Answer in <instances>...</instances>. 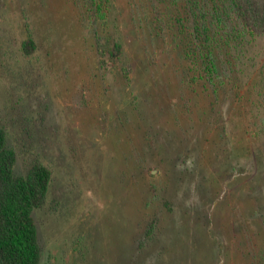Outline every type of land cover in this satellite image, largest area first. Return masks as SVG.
<instances>
[{
	"label": "rangeland",
	"instance_id": "1",
	"mask_svg": "<svg viewBox=\"0 0 264 264\" xmlns=\"http://www.w3.org/2000/svg\"><path fill=\"white\" fill-rule=\"evenodd\" d=\"M0 126L52 172L39 264H264V33L228 0H0Z\"/></svg>",
	"mask_w": 264,
	"mask_h": 264
},
{
	"label": "trees",
	"instance_id": "2",
	"mask_svg": "<svg viewBox=\"0 0 264 264\" xmlns=\"http://www.w3.org/2000/svg\"><path fill=\"white\" fill-rule=\"evenodd\" d=\"M228 1L250 34L264 33V0ZM26 44L33 45V40ZM121 51L122 45L115 42L110 53L116 58ZM16 161V151L0 126V264H39L41 246L33 211L49 192L52 172L35 161L27 175H16Z\"/></svg>",
	"mask_w": 264,
	"mask_h": 264
}]
</instances>
